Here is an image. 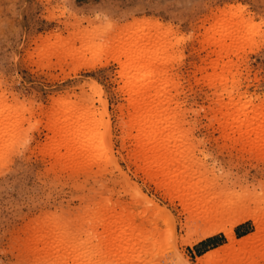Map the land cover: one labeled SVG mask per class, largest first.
<instances>
[{"label": "rangeland", "instance_id": "1", "mask_svg": "<svg viewBox=\"0 0 264 264\" xmlns=\"http://www.w3.org/2000/svg\"><path fill=\"white\" fill-rule=\"evenodd\" d=\"M237 100L264 112V0H0V264H264Z\"/></svg>", "mask_w": 264, "mask_h": 264}, {"label": "bare ground", "instance_id": "2", "mask_svg": "<svg viewBox=\"0 0 264 264\" xmlns=\"http://www.w3.org/2000/svg\"><path fill=\"white\" fill-rule=\"evenodd\" d=\"M224 46V45H223ZM225 48V47H224ZM230 69V68H229ZM228 69V70H229ZM226 70V69H225ZM224 72H228V74H229V71H224ZM224 74V73H223ZM221 75H222V72H221ZM221 75H218V77L219 78H221V77H224V76H227L226 74L224 75V76H221ZM230 75H231V73H230ZM229 76H227L226 78H228ZM226 78H225V80H226ZM222 79H224V78H222ZM230 79V78H229ZM228 80V79H227ZM227 82V81H226ZM129 86L131 87V89L132 90H135L136 89V87H135V84H134V81H131V85L129 84ZM227 87H229L228 85H227ZM226 87V88H227ZM147 88H153V85L152 84H149L148 85V87ZM231 88H233V87H231ZM225 90V89H224ZM232 90V89H231ZM230 89H229V91H231ZM235 90V89H234ZM134 92H136V91H134ZM133 92V93H134ZM229 93V92H228ZM231 94V93H230ZM239 100L240 101H242L241 100V98H239ZM132 102H131V107L132 108H134L135 110H138V109H142V110H145V111H147V112H145L144 114H143V120H142V126H139V132L138 133H140V134H142L143 136H149V137H158V136H161L162 134H163V131H162V129H161V121H162V116H163V114H161L162 113V110H161V108H162V102H160V101H158V102H156V100H154L153 99V101L152 100H150V98H148V97H145V96H140V95H137V97L136 98H133L132 100H131ZM246 101V100H245ZM237 102H238V100H237ZM243 102V101H242ZM156 103H160L161 104V107L159 106L160 104H156ZM232 103H236V102H234V101H232ZM241 103V102H240ZM239 102L238 103H236V108H237V111H232L233 112V114L231 113L230 115H229V117L227 116L229 113H227L226 114V118H224V119H226V122H225V124L222 122V124H224V126L223 127H225L226 125H228V123H229V125H228V127L230 126V124H231V126H233V127H235L236 129H237V131H238V133L240 134V136L242 137V138H250L253 142H254V144L256 145V146H260V147H262V145H264V112H258L257 114H256V112L254 113V112H252V113H254L253 115L254 116H252V118H250L251 116H250V114H252L250 111H248L247 110V107H248V105L250 104H248V103H246V104H240ZM232 105V104H231ZM236 110V109H235ZM235 112V113H234ZM250 113V114H249ZM249 114V115H248ZM2 115H4V114H2L1 113V117H2ZM225 115V114H224ZM4 117V116H3ZM224 117V116H223ZM6 118V117H5ZM1 119V118H0ZM2 119H4V118H2ZM1 119V120H2ZM2 122V121H1ZM0 122V123H1ZM4 123V122H3ZM5 124V123H4ZM4 124H2V125H4ZM1 125V124H0ZM1 127V126H0ZM69 132V131H68ZM172 133V132H171ZM139 134V135H140ZM141 136V135H140ZM142 136V137H143ZM168 137H171L170 136V134H168L167 135ZM139 137V136H138ZM79 138V137H78ZM80 138H81V136H80ZM93 139V138H92ZM96 139V138H95ZM95 139H93V141H91L89 144H86L87 146V150L88 151H90V152H92L93 150H95L96 149V146H97V141H95ZM84 151H85V149H84ZM158 160L156 159V160H150L149 162H150V164L151 165H155V164H157L158 162H157ZM165 164H168V163H170L169 161H165L164 162ZM186 180V179H185ZM184 180V181H185ZM183 181V182H184ZM186 183V182H185ZM188 183H190V182H188ZM187 183V184H188ZM204 205V204H203ZM210 205V204H209ZM205 206V205H204ZM204 208V207H203ZM211 210V209H210ZM221 211V210H220ZM218 212V211H217ZM204 213V212H203ZM212 213V212H211ZM206 214V213H205ZM215 216V215H214ZM213 216V217H214ZM245 218H243V219H241L240 220V223L241 222H243V220H244ZM247 219V218H246ZM125 221V220H124ZM125 223V222H124ZM119 224H121V226H120V228L121 229H118V230H120V233H121V230L123 231V230H125L127 233H129V229H127L126 227H124L123 226V224H122V221H121V223H119ZM125 225V224H124ZM117 226V225H116ZM122 227H123V229H122ZM116 228H119V227H116ZM115 228V229H116ZM112 230V232H114V233H117L116 231H118V230ZM223 230H225V232H229V230L225 227H221V228H217V229H213V230H210V232H207L206 234H202L204 237L203 238H209V237H211V236H213V235H215V234H217V233H219V232H221V231H223ZM124 232V231H123ZM126 232H124L123 234H126ZM119 232H118V237L119 238H117V239H119L118 241H121V239L120 238H122V236L120 237L119 236V234H120ZM122 234V233H121ZM120 234V235H121ZM228 234H230V232L228 233ZM124 236V235H123ZM127 236V235H126ZM230 236V235H229ZM125 237V236H124ZM231 238H232V240H234V237H233V235H231L230 236ZM126 238H128V237H125V239ZM250 238V237H249ZM124 239V238H123ZM124 239V241L122 242L121 241V243H124V242H126V241H128V240H125ZM201 239V238H200ZM245 239H247L248 240V238H245ZM244 240V239H243ZM242 240V241H243ZM246 240V241H247ZM250 240V239H249ZM248 240V241H249ZM117 241V243H119ZM242 241H239V242H237V245H238V247H239V249H241L242 247H244V243L245 242H242ZM248 241L246 242V243H248ZM116 242V241H115ZM128 242H133V241H131V240H129ZM128 242H126L127 244H125L124 243V245L126 246V245H129V243ZM137 242V241H136ZM234 242V241H233ZM133 243H135V242H133ZM123 245V244H122ZM123 245V246H124ZM132 246H133V244H131ZM134 245H136V243L134 244ZM233 245V244H232ZM232 245L230 246V247H232ZM59 246H61V245H59ZM130 246V245H129ZM229 246V245H228ZM246 246V245H245ZM234 248H235V245L233 246ZM125 248V247H124ZM124 248H120L121 250H123V252H125V250H127L126 248H127V246H126V248L124 249ZM129 248V247H128ZM133 248H135V246L133 247ZM233 248V249H234ZM63 249V248H62ZM130 249H131V247H130ZM130 249H128L127 250V254H129L128 252H130V254L129 255H131V251H132V249L130 250ZM235 249H238V248H235ZM234 249V250H235ZM130 250V251H129ZM110 251V250H109ZM236 251V250H235ZM120 251L118 250V253L117 254H121V253H119ZM122 252V251H121ZM73 254V253H72ZM126 254V255H127ZM76 256V255H75ZM128 256V255H127ZM69 257V256H68ZM74 257V256H73ZM81 256L78 254V257H76L78 260L80 259L81 261H84L83 260V257L82 258H80ZM86 256H84V259H86L85 258ZM124 257V256H123ZM126 257V256H125ZM128 257H130V256H128ZM96 258V257H95ZM73 259V258H72ZM91 259V261L94 259V258H90ZM125 259H128L127 257L125 258ZM130 259H131V257H130ZM130 259H128V261L127 260H125V261H127V263L129 262V261H131ZM77 260V261H78ZM95 261V260H94ZM67 262V261H66ZM73 262V261H72ZM74 262H75V258H74ZM74 262H73V264H74ZM80 262V261H79ZM93 262V261H92ZM132 262V261H131ZM63 264H65V262L63 263Z\"/></svg>", "mask_w": 264, "mask_h": 264}, {"label": "crops", "instance_id": "3", "mask_svg": "<svg viewBox=\"0 0 264 264\" xmlns=\"http://www.w3.org/2000/svg\"><path fill=\"white\" fill-rule=\"evenodd\" d=\"M239 227H240V226H239ZM239 227H238V228H239ZM238 228H237V229H238ZM210 239H211V238H210Z\"/></svg>", "mask_w": 264, "mask_h": 264}, {"label": "trees", "instance_id": "4", "mask_svg": "<svg viewBox=\"0 0 264 264\" xmlns=\"http://www.w3.org/2000/svg\"><path fill=\"white\" fill-rule=\"evenodd\" d=\"M212 239V238H211ZM208 240H210V239H208Z\"/></svg>", "mask_w": 264, "mask_h": 264}]
</instances>
